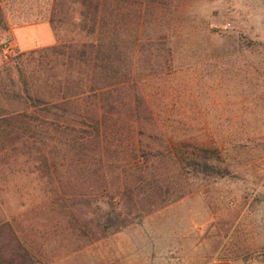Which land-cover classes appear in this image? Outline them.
Masks as SVG:
<instances>
[{"label": "rangeland", "instance_id": "1", "mask_svg": "<svg viewBox=\"0 0 264 264\" xmlns=\"http://www.w3.org/2000/svg\"><path fill=\"white\" fill-rule=\"evenodd\" d=\"M0 62V264H264V0H0Z\"/></svg>", "mask_w": 264, "mask_h": 264}, {"label": "crops", "instance_id": "2", "mask_svg": "<svg viewBox=\"0 0 264 264\" xmlns=\"http://www.w3.org/2000/svg\"><path fill=\"white\" fill-rule=\"evenodd\" d=\"M38 37L37 41L31 42L29 39ZM14 45L21 52H29L38 48L53 46L56 42L53 29L49 22H40L36 24L21 26L16 28L13 33ZM1 64V62H0ZM101 263H109L110 255L104 254ZM204 264H245L242 260L217 259Z\"/></svg>", "mask_w": 264, "mask_h": 264}, {"label": "trees", "instance_id": "3", "mask_svg": "<svg viewBox=\"0 0 264 264\" xmlns=\"http://www.w3.org/2000/svg\"><path fill=\"white\" fill-rule=\"evenodd\" d=\"M103 40H104V38H102L101 36H98L95 39V41L91 42L92 44L91 43L90 44L92 47L101 49L103 44H104ZM86 45H88V44H86ZM82 46L85 47V44H83ZM90 52H92V51H90ZM101 55L102 56L100 58H97V63H99V65L94 64L93 66L96 65V67L104 70V68H105L104 63L106 62L107 58L102 53H101ZM80 58L83 60L82 57H80ZM3 69H4V66L1 68V70H3ZM19 76L21 78V82H18V85H15V86L13 85L15 87V89H13V91L11 92V95H9L10 96V102L14 105L22 107L23 109H26L24 107H29V109H30V107L31 108L33 107L34 109H36V107H38L37 105H39L40 103H43L42 102L43 100H41L37 95L31 96V93L28 90L27 82L24 80L23 73H20ZM1 90H2V88H1ZM99 90H101V89H99ZM1 95H2V97H4L5 93L2 92ZM27 100L32 101L31 106H30V104L27 106V102H28ZM35 103H37V104H35ZM42 111L43 112H42V115L40 117L37 116V117L30 118V119H28L29 117H27V118L25 117L27 119L26 124L29 125L32 122V123H36L37 125L41 126L46 121L45 117L51 116V117H53L52 119L57 118L56 114L51 113V111H49V109H45ZM34 113H40V112H34ZM9 115L11 116V119L23 123V120L22 121L18 120V119H21L22 117H24L23 113L18 112V110L15 112H13V111L10 112ZM0 117H2V116L0 115ZM0 120L4 121L3 118H0ZM28 120H30L31 122ZM33 135H35V134H33Z\"/></svg>", "mask_w": 264, "mask_h": 264}, {"label": "built area", "instance_id": "4", "mask_svg": "<svg viewBox=\"0 0 264 264\" xmlns=\"http://www.w3.org/2000/svg\"><path fill=\"white\" fill-rule=\"evenodd\" d=\"M6 51L9 52L10 51V48H7Z\"/></svg>", "mask_w": 264, "mask_h": 264}]
</instances>
